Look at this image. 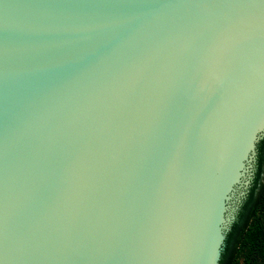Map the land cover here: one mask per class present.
I'll return each instance as SVG.
<instances>
[{
  "label": "water",
  "instance_id": "1",
  "mask_svg": "<svg viewBox=\"0 0 264 264\" xmlns=\"http://www.w3.org/2000/svg\"><path fill=\"white\" fill-rule=\"evenodd\" d=\"M264 139V0H0V264H220Z\"/></svg>",
  "mask_w": 264,
  "mask_h": 264
},
{
  "label": "trees",
  "instance_id": "2",
  "mask_svg": "<svg viewBox=\"0 0 264 264\" xmlns=\"http://www.w3.org/2000/svg\"><path fill=\"white\" fill-rule=\"evenodd\" d=\"M264 264V139L258 146V163L253 187L226 241L220 264Z\"/></svg>",
  "mask_w": 264,
  "mask_h": 264
},
{
  "label": "rangeland",
  "instance_id": "3",
  "mask_svg": "<svg viewBox=\"0 0 264 264\" xmlns=\"http://www.w3.org/2000/svg\"><path fill=\"white\" fill-rule=\"evenodd\" d=\"M233 264H243V258L242 256L238 257Z\"/></svg>",
  "mask_w": 264,
  "mask_h": 264
}]
</instances>
